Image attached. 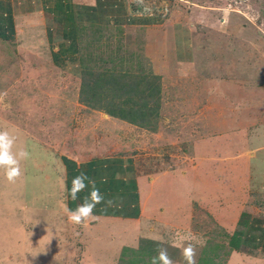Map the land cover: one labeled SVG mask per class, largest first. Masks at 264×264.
<instances>
[{
  "label": "rangeland",
  "instance_id": "obj_1",
  "mask_svg": "<svg viewBox=\"0 0 264 264\" xmlns=\"http://www.w3.org/2000/svg\"><path fill=\"white\" fill-rule=\"evenodd\" d=\"M166 3L173 9L194 10L201 21L194 38V62L176 65L165 37L157 42L159 47L150 48L148 56L147 51H128L126 57L134 65L125 58L124 63L118 61L113 48L125 57L122 28V33L115 30L114 34L109 33L114 29L102 33L101 28H91L94 40L87 35L79 40L82 70L103 65L102 73H97L102 78L107 67H122L127 74L140 68L145 84L156 83L153 88L146 85L148 91L128 80V75L109 72L102 93L84 94L85 80L51 61L49 37L40 39V29L32 27L38 25V12L20 19L32 23L19 41L0 40V130L15 135L16 147L30 152V158L21 162L23 176L15 183L0 171V210H5L0 216V258L25 248L22 257L10 254L4 258L6 263L64 264L85 253L89 264H115L118 257L123 264H143V260L150 264L157 255L154 237L162 238L169 249L175 248L174 235L181 233L206 240L205 246L197 248V264H219L220 229L233 234L242 221L264 219V0ZM109 34L115 41L102 51L99 41ZM92 59L100 65L89 62ZM168 73L174 78L163 89L162 78ZM123 81L130 83V90L121 93ZM157 84L160 90L155 93ZM118 90L122 97H117ZM146 94L159 101L158 116L143 118L141 124L123 123L83 106L100 107L106 113L129 114L135 108L140 112L144 107L137 101ZM108 149L136 153L145 201L142 218L72 224L59 196V189L65 191L61 155L83 150L79 155L91 156ZM17 203L23 210L16 221L6 218L9 207ZM26 215L32 219L28 230L23 223ZM140 238L152 248L144 258L136 249ZM244 249L232 251L222 264H264L263 246L251 253L250 248ZM171 258L184 264L180 252Z\"/></svg>",
  "mask_w": 264,
  "mask_h": 264
},
{
  "label": "crops",
  "instance_id": "obj_2",
  "mask_svg": "<svg viewBox=\"0 0 264 264\" xmlns=\"http://www.w3.org/2000/svg\"><path fill=\"white\" fill-rule=\"evenodd\" d=\"M142 2V0H0V40L19 41L20 34L28 33L29 30L26 29H29L28 27L32 23L25 22L23 24L20 22V19L27 18L28 13L38 12V25L32 27L40 29L37 31L40 39H43L45 36L49 37L52 51L51 61L56 65L67 67L69 71H74V74L80 79L86 69L82 70L79 68L82 64L81 52L78 46L79 40L82 35H87L88 38L90 37L89 40H94L95 36L91 28H101L102 33L103 31H108V29H114L112 30L113 32H109L113 34L116 32L115 30L122 33V30L119 29L122 28L125 35L124 52H132V50L136 52L139 49L141 52L147 51V56L150 48L152 46L154 48L159 47L156 45L157 42L165 37L167 46H169L168 50L172 49V52L174 51L176 55V65L184 64V62L190 61V59H192L190 62L195 61L194 38L198 24L201 21L198 20V15H196L198 18L194 17V10L186 9L183 6L173 9L168 3L165 4L166 0H149L148 4L146 2L147 5ZM186 14L189 15L186 16ZM113 34L101 37L102 40L99 41L101 46L108 44L111 40L115 41ZM116 59L123 61L122 57ZM89 62H93L94 65L96 63L100 65L97 60L95 61L96 63L93 60ZM108 63L105 60V64L108 65ZM0 65H3V63L0 62ZM102 67L104 66H98V69L94 68L92 70L93 73H100ZM109 69V67L106 68L104 71L105 75L109 74L110 71H118V69H111L110 71ZM92 71L88 70L85 72L87 75L86 79L89 81L91 80L90 74ZM4 77H6L5 73L2 78L5 79ZM173 78V74L162 78V88L164 89L166 81H171ZM103 91L101 88L99 94ZM83 92L86 95V92L90 93L92 97L98 96V92L95 95L92 94V88L87 91L83 90ZM106 95H109V93ZM6 102L4 101L3 105H6ZM83 106L86 109H93L88 111L105 113L104 115L109 116L108 113L100 110V107L98 110L86 105ZM119 120L121 121L122 119L119 118ZM127 122L123 120V123ZM123 123L121 128L126 127ZM69 135H71L70 132L64 135V139H68ZM118 142L116 143L117 145L119 144ZM81 151L83 150L75 153L76 155L72 152L62 153L61 155L64 168L61 170L60 175L65 183V191L59 189L61 191L59 196L60 201L63 204L66 203L65 213L67 220L68 210L75 209L90 191V189H85L79 193L80 199L76 201L71 200L67 195V190H70L72 187L73 177L82 171L95 180L96 187L100 190L105 200V203L97 204L93 210L95 220L103 218L139 220L142 218L145 211V201L140 191L141 177L138 173L135 151L133 149H108L100 151L97 155L94 153L91 156L79 155ZM108 200H112L114 203L108 206L106 203ZM13 206L9 207L10 217L6 218L16 221L15 217L17 218L23 205L17 203ZM4 211V208H1L0 216L5 215ZM33 214L36 215V213ZM95 220L93 219L92 221ZM30 221L32 219L26 215L23 221L24 224H27L25 230L29 229L28 225ZM90 221L86 225L90 224ZM21 236L26 240L27 235L23 234ZM31 238L33 237L30 235ZM3 240L5 239H1L2 242ZM69 240H71L70 237ZM72 249H75V247H71ZM22 250L24 251L25 248L13 249L8 255L17 254L19 257H22L20 253ZM168 252L170 256H175L180 251L177 247H171L168 249ZM1 254L4 255L2 252ZM67 254H70L69 257H71L70 250ZM8 255L4 256V258H7ZM76 257V259H72L71 261L65 260L64 264H89V261H86L85 253ZM4 258H0V264H10L6 263ZM119 260L118 257L115 264H119Z\"/></svg>",
  "mask_w": 264,
  "mask_h": 264
},
{
  "label": "clouds",
  "instance_id": "obj_3",
  "mask_svg": "<svg viewBox=\"0 0 264 264\" xmlns=\"http://www.w3.org/2000/svg\"><path fill=\"white\" fill-rule=\"evenodd\" d=\"M17 138L8 130H0V171L3 172L5 179L10 183H15L23 176L21 162L30 158V152L24 147H16ZM85 189H90L83 201L75 209L68 210V220L75 225H86L90 220L95 219L94 209L97 204L105 203L103 195L96 187L95 180L91 179L87 173L80 172L72 179V187L67 190V195L71 200L80 199L79 193ZM108 206L114 201L108 200ZM157 243V255L151 257L150 264H175V261L169 255L167 247L163 244L162 238L154 237ZM172 246L178 247L184 264H197V248L203 247L206 240L194 235H185L176 233L173 237ZM37 255V254H36ZM34 255L33 257H35Z\"/></svg>",
  "mask_w": 264,
  "mask_h": 264
},
{
  "label": "trees",
  "instance_id": "obj_4",
  "mask_svg": "<svg viewBox=\"0 0 264 264\" xmlns=\"http://www.w3.org/2000/svg\"><path fill=\"white\" fill-rule=\"evenodd\" d=\"M105 47H106L105 44H103V46L100 45L99 48L102 49ZM113 50H114L113 52L115 53V56H113L114 58H121L122 57V58H125L126 61L132 60V61H130L129 64L134 65L133 59L126 57L128 55L127 54L128 52H124V55H125V57H124L121 55L120 51H117L115 49H113ZM83 55H84V53L81 52V54H80L81 59H83ZM108 57H109V55H108ZM126 61L123 59V62H126ZM79 68H81V66H79ZM112 69L115 70L116 67L113 66ZM110 70L111 69H109V71ZM110 72H113V71H110ZM101 73L102 72H100V74ZM121 73L123 74V77L128 75V80L134 82L137 86L139 85V87L142 86V88L145 89L146 91H148L146 88V85L151 84L150 86H152V88H153L154 84H156L155 82H153V84L152 83H146L145 84V80L142 77L143 72L142 71L140 72V68L138 70L131 69L128 74L124 73L122 67L120 69H118L117 72H115V74H118V75ZM109 74H111V73H109ZM109 74H107V75L109 76ZM135 76L137 77L138 80L135 78ZM86 77H87V75L84 72V74L82 75V79L85 80V82H83L84 83L83 88L85 87L86 90H91V88H92V94H94V95L97 93V91H99V89L102 88V84H104L105 81L108 80L107 78H105L106 77L105 73L102 75V78H100L99 74H97L95 72L93 73V71L90 74L91 84L89 83V81L88 82L86 81L87 80ZM131 78H133V79H131ZM123 82H126V81H123ZM128 84H130V83L126 82L123 85H121L122 86L121 87V90H122L121 93L126 92L127 90H130L128 88ZM159 87L160 86H158V84L155 86V90H154L155 93H157V90H160ZM103 90H104V88H103ZM119 92H120V90H118V93H117L118 96L116 95L117 97L121 96V93H119ZM111 94H112V96L114 95L113 97H115V94H113V93H111ZM151 96H152V94H150V95L146 94L141 98V100L139 99V101H137V104H138L137 106L141 105V107H144L140 112L138 111L137 108H135V109H133V111L129 110V114H125V113L123 114L121 111L120 112L112 111L111 113L110 112H108V113L111 116H116V117L123 119V120H126L132 124H139V123L141 124L140 120H142L143 118H146L148 116H153V114L155 116H158V108L159 107L156 105H159V101L156 100L157 98L156 99L149 98ZM155 101H157V102L154 103ZM151 103H153V104H151ZM134 115H137L136 119L134 118L135 117ZM218 235H222L224 237V238L222 236L216 237V238L219 237V239H220V242L218 244H220V249H221L220 254H219L221 262L219 264H222L225 261V259L232 253V251L236 250V251L242 252V251H245L244 248H246V250H248V248H250V250H248V251H249V253H251L255 249L259 248L260 246L264 247V219L259 218V217H254L251 220L249 219L246 221H242V222L238 223V226H237L236 230L233 232V234H228L227 231L220 229V232L218 233ZM227 235H229V236H227ZM210 240L211 239H209L208 244L206 246L209 245ZM228 242L230 245H228ZM136 249L138 250V253L140 254V256L143 258L146 255L149 256L150 252L152 253V248H151V246H149L147 244V239H145V238L140 239L139 245ZM125 255L126 254H124L122 256V259ZM123 263H124L123 260L119 261V264H123ZM142 263L144 264L145 261L143 260Z\"/></svg>",
  "mask_w": 264,
  "mask_h": 264
},
{
  "label": "built area",
  "instance_id": "obj_5",
  "mask_svg": "<svg viewBox=\"0 0 264 264\" xmlns=\"http://www.w3.org/2000/svg\"><path fill=\"white\" fill-rule=\"evenodd\" d=\"M143 1V0H142Z\"/></svg>",
  "mask_w": 264,
  "mask_h": 264
}]
</instances>
